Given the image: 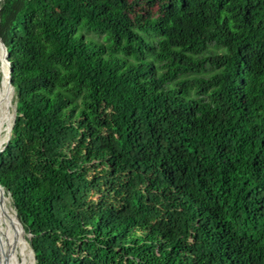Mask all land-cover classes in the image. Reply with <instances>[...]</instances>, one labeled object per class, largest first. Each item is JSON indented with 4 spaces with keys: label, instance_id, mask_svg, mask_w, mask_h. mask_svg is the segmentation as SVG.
I'll use <instances>...</instances> for the list:
<instances>
[{
    "label": "trees",
    "instance_id": "trees-1",
    "mask_svg": "<svg viewBox=\"0 0 264 264\" xmlns=\"http://www.w3.org/2000/svg\"><path fill=\"white\" fill-rule=\"evenodd\" d=\"M0 36L36 264H264V0H1Z\"/></svg>",
    "mask_w": 264,
    "mask_h": 264
},
{
    "label": "bare ground",
    "instance_id": "bare-ground-1",
    "mask_svg": "<svg viewBox=\"0 0 264 264\" xmlns=\"http://www.w3.org/2000/svg\"><path fill=\"white\" fill-rule=\"evenodd\" d=\"M0 44V147L7 140L10 125L13 121V90L9 83L7 64ZM1 62L3 69L1 67ZM0 257L2 264H30L32 256L24 244L19 240L14 229L21 226L16 217L15 210L10 204L9 197L0 189ZM29 249V248H28Z\"/></svg>",
    "mask_w": 264,
    "mask_h": 264
},
{
    "label": "water",
    "instance_id": "water-1",
    "mask_svg": "<svg viewBox=\"0 0 264 264\" xmlns=\"http://www.w3.org/2000/svg\"><path fill=\"white\" fill-rule=\"evenodd\" d=\"M0 9H1V0H0ZM0 44H1V49H3V55H4V58H5V61L4 63L7 64V70H8V77H9V83H10V86L13 90V96H14V93H15V90H14V85L12 84L11 82V66H10V61L8 59V51H7V45L6 43L4 42L3 38L0 36ZM3 62H1V67L3 69V65H2ZM12 107H13V121L10 125V130H9V133H8V137H7V140L6 142L4 143V145L2 147H0V151H3L4 148L6 147V145L8 144L10 138H11V135H12V128H13V123H14V119H15V116H16V107L14 104H12ZM0 189L2 190V192H4V188L3 186L0 184ZM3 203L2 202V199H0V204ZM15 214H16V217L19 221V224L21 226L20 230H18L17 228L14 229L15 230V234L18 235L19 237V240L22 242V244H24L25 248L27 249V252L30 253V255L32 256L31 260H30V264H36V256H35V251L33 250V248L31 247L30 245V242L28 240V238L30 237L29 234H26L25 230H24V227L21 223V221L19 220L18 216H17V213L15 211ZM29 248V249H28Z\"/></svg>",
    "mask_w": 264,
    "mask_h": 264
},
{
    "label": "rangeland",
    "instance_id": "rangeland-1",
    "mask_svg": "<svg viewBox=\"0 0 264 264\" xmlns=\"http://www.w3.org/2000/svg\"><path fill=\"white\" fill-rule=\"evenodd\" d=\"M0 73H1V69H0ZM96 198V197H95Z\"/></svg>",
    "mask_w": 264,
    "mask_h": 264
}]
</instances>
